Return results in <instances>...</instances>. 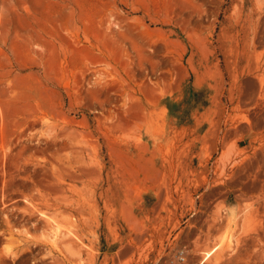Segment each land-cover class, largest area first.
<instances>
[{"label":"rangeland","instance_id":"obj_1","mask_svg":"<svg viewBox=\"0 0 264 264\" xmlns=\"http://www.w3.org/2000/svg\"><path fill=\"white\" fill-rule=\"evenodd\" d=\"M242 2L0 0V264H264Z\"/></svg>","mask_w":264,"mask_h":264},{"label":"bare ground","instance_id":"obj_2","mask_svg":"<svg viewBox=\"0 0 264 264\" xmlns=\"http://www.w3.org/2000/svg\"><path fill=\"white\" fill-rule=\"evenodd\" d=\"M239 5V4H238ZM235 12V11H234ZM236 15L238 18L237 23H235V27L237 28V30H239V34H241L242 32V36H243V41H244V49H246V56H247V61L246 64L244 66V68H247L250 74H253L255 80L253 81H249L246 82L248 84H250L251 87H253L254 89L256 88V91L254 94L257 95L256 98V103H259L260 100L264 101V0H253L252 5L249 7L245 6V3L242 2V5H240V7L236 10ZM235 15V16H236ZM237 35V34H236ZM235 35V36H236ZM240 38V37H239ZM238 40V39H237ZM241 40V39H240ZM241 44V43H240ZM242 46V45H241ZM239 61V60H238ZM238 63V62H237ZM243 68V67H242ZM246 70V69H245ZM248 73V74H249ZM252 76V75H251ZM235 78V77H234ZM247 79V78H246ZM253 79V78H252ZM250 80V79H248ZM246 81V80H245ZM252 88V89H253ZM253 92V91H252ZM251 92V93H252ZM250 93V92H249ZM248 93V94H249ZM247 94V95H248ZM250 96V95H248ZM251 96H253L251 94ZM241 98V97H240ZM248 98V97H247ZM246 98V99H247ZM250 98H248V102ZM244 100V99H242ZM246 101V100H245ZM261 101V102H262ZM260 102V104H261ZM241 103V102H240ZM239 103V104H240ZM243 103H241L242 105ZM238 105V104H237ZM257 105V104H256ZM243 106V105H242ZM241 106V107H242ZM247 106V103H246ZM244 106V107H246ZM263 106V104H262ZM236 107V106H235ZM261 107V106H260ZM238 108V107H237ZM243 108V107H242ZM257 108V107H256ZM254 109V108H253ZM262 109V108H261ZM256 110V109H255ZM260 110V108H259ZM251 111H253L251 109ZM263 112V110H260ZM260 111H258L260 113ZM246 112V111H245ZM255 113V112H254ZM264 113V112H263ZM262 113V114H263ZM253 114V113H252ZM239 115V114H238ZM258 116V115H257ZM238 117V116H237ZM261 117V116H258ZM264 118V117H263ZM260 119V118H259ZM263 120V119H262ZM261 121V120H260ZM238 131V130H237ZM262 146V145H259ZM258 146V147H259ZM264 147V146H263ZM259 149V148H258ZM257 150V149H256ZM255 151V150H254ZM259 151V150H258ZM262 152V157L264 161V151ZM257 153V151H256ZM256 153L254 155H256ZM260 153V152H259ZM258 153V154H259ZM248 155V154H246ZM252 155V154H251ZM259 156V155H258ZM249 157V156H248ZM252 157V156H251ZM261 157V158H262ZM254 160V157H252ZM259 159V158H258ZM261 161V160H260ZM254 162H256L254 160ZM254 164V163H253ZM251 162H247V164H245L243 166V168L245 169V172H247V181H242L243 186L246 190H253V189H261L264 188V162L263 164H261L260 166L253 165ZM263 165V166H262ZM246 177V176H245ZM37 195V194H36ZM38 196V195H37ZM39 197V198H38ZM32 196L33 202H34V206L38 207V208H46L47 210L53 209V208H62L61 204L59 203V201L54 200L52 197L50 196ZM14 201V200H13ZM31 206V204H30ZM28 207V206H27ZM32 207V206H31ZM29 209V208H28ZM51 212V211H49ZM48 212V214H49ZM45 215V214H44ZM237 216V215H236ZM241 216V215H240ZM47 217V216H46ZM51 220V219H50ZM50 220H47L49 223L51 222ZM66 220V219H65ZM41 221V220H40ZM44 221H46L44 219ZM218 222V220H216V223ZM215 223V222H214ZM229 223V222H228ZM52 223H50L51 225ZM220 225V223L218 224ZM10 226V225H9ZM216 226V225H215ZM49 227V226H48ZM218 229V227H216ZM13 230V229H12ZM216 231V230H215ZM59 233V232H57ZM61 233V232H60ZM11 234V233H10ZM56 234V233H55ZM61 235V234H59ZM58 235V237H59ZM76 236V235H75ZM57 237V235H56ZM13 238V237H12ZM61 239V238H60ZM59 239V240H60ZM63 239V238H62ZM61 239V240H62ZM44 240V239H43ZM57 240V238H56ZM57 240V241H59ZM64 240V239H63ZM52 241V240H51ZM70 241V238H69ZM40 242V241H39ZM46 242V241H45ZM63 242V241H62ZM28 243V242H27ZM26 243V244H27ZM36 243V242H35ZM54 243V242H52ZM82 243V242H81ZM39 244V243H38ZM55 244L57 245V243L55 242ZM61 243H59L60 245ZM24 245V244H23ZM30 245V243H29ZM72 245V244H71ZM58 246V245H57ZM73 246V245H72ZM56 247V246H55ZM59 247V246H58ZM23 248V247H22ZM21 248V249H22ZM50 249V248H49ZM59 249V248H58ZM61 249V248H60ZM24 250H26V247L24 248ZM22 250L21 252L23 253ZM29 250V249H27ZM50 251V250H49ZM1 252V250H0ZM19 252V251H18ZM58 252V251H57ZM26 254V253H25ZM50 254V252H49ZM67 255V254H66ZM56 257V255H54ZM53 256V257H54ZM69 256V255H68ZM48 257V256H46ZM51 258V257H49ZM60 258V257H59ZM41 259H44L43 257ZM53 259V258H51ZM55 259V258H54ZM58 259V257L56 258ZM62 260V259H60ZM54 261V260H53ZM58 261V260H57ZM56 261V264H57ZM69 262V261H68ZM52 263V262H51ZM60 263V262H59ZM25 264V263H23ZM65 264V263H63Z\"/></svg>","mask_w":264,"mask_h":264}]
</instances>
